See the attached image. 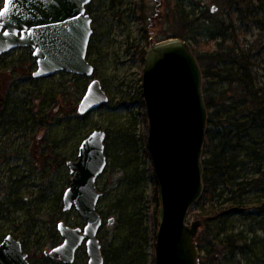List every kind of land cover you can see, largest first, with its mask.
I'll use <instances>...</instances> for the list:
<instances>
[{
	"label": "rangeland",
	"instance_id": "1",
	"mask_svg": "<svg viewBox=\"0 0 264 264\" xmlns=\"http://www.w3.org/2000/svg\"><path fill=\"white\" fill-rule=\"evenodd\" d=\"M4 3L5 0H0V10ZM231 4L229 0H98L92 4L89 11L95 34L88 58L96 67L95 76L101 80L110 100L87 119L79 118L78 112L69 115L67 111L75 102L77 89H83L84 85L86 89L91 79L67 72L34 78L29 70L34 72L37 62L28 48H17L0 57V242L11 234L31 249L33 264H62L45 259L44 252L56 245L53 235L62 242L57 229L60 221L73 224L82 220L79 215L80 219H74L62 210V196L71 178L66 161L77 159L81 142L94 130L105 131L108 138L115 137L123 128L128 129L130 123L136 127V136H141L147 146L143 52L147 53L151 40L182 39L191 46L196 58L209 57L205 65L214 63L211 55L221 48L244 50L251 59L256 88L264 93V0H235L229 9ZM183 10L199 11L203 20H187L182 16ZM215 21L224 22L225 35ZM203 83L205 87L209 83L213 95L228 89L216 77L204 79ZM4 96L6 101L1 107ZM231 96L232 92L226 94L224 101L229 102ZM76 103L78 106L79 101ZM138 153V165L131 166V171L139 167L140 176L146 177L144 181L130 185L125 172L110 159L98 180L104 193L99 211L106 220L115 218L112 226L107 221L104 223L99 237L102 245L108 247L114 233L116 243L130 234L125 217L121 222L115 210L117 200L125 197L131 210H141L144 221L136 242L148 254V264H154L157 184L150 153ZM239 160H244L238 167L241 176L262 179L254 185H248L251 181L245 180L243 190L237 185L233 187L235 199H242L243 213L229 214L226 204L223 214L202 194L190 208L186 223L209 218L199 231L202 233L208 226L215 235L204 237L206 244L208 240L218 242L232 233L241 234L242 241L237 246H245L244 251L236 249L232 253L219 244L206 245L219 264H264V216L260 215L264 207V163L261 172L253 174L256 164L251 157L243 155ZM225 196L231 197L232 193ZM221 229L224 231L218 235ZM74 264H88L85 246L78 251Z\"/></svg>",
	"mask_w": 264,
	"mask_h": 264
},
{
	"label": "water",
	"instance_id": "2",
	"mask_svg": "<svg viewBox=\"0 0 264 264\" xmlns=\"http://www.w3.org/2000/svg\"><path fill=\"white\" fill-rule=\"evenodd\" d=\"M95 0H5L0 10V57L28 48L36 59L33 77L67 72L91 79L77 106L85 116L110 100L95 66L88 59L93 19L87 6ZM143 96L148 119L147 146L157 184L159 208L154 264H200L196 238L203 220L187 224L190 208L204 192L203 148L208 110L201 66L191 46L178 38L151 40L145 57ZM107 133L94 130L67 160L71 178L62 196L63 212L75 210L84 221L74 226L60 221L62 242L45 256L74 264L86 247L88 264H104L99 238L105 219L99 211L104 195L99 178L109 164ZM109 226L115 218L106 220ZM0 264H30L22 242L7 235L0 243Z\"/></svg>",
	"mask_w": 264,
	"mask_h": 264
},
{
	"label": "trees",
	"instance_id": "3",
	"mask_svg": "<svg viewBox=\"0 0 264 264\" xmlns=\"http://www.w3.org/2000/svg\"><path fill=\"white\" fill-rule=\"evenodd\" d=\"M229 1L232 3L229 6V9H231L233 8V2L235 0ZM198 13L200 14L201 12L183 10L182 16L187 20L190 18L193 19V21L203 20L204 16L200 17ZM208 13L211 14V11ZM206 19H210V17L206 16ZM213 23H215L218 30H222V32H224L223 35H225L227 29L223 28L224 22L215 21ZM143 53L146 55V52ZM211 56L214 59V65L211 63L205 65V62H208L207 60L209 58L207 55L203 58L201 55L197 56V60L202 69L203 79L216 77L227 84L228 89L226 92H219L213 95L210 92L209 83L206 84V87L203 86L205 105L208 110L206 140L203 148L202 161L204 168L203 181L205 186L203 195L205 200L207 199L213 202L217 210H222L221 212L223 214L225 213L224 209H226V204L230 210L228 212L229 214L243 213V209L240 207L242 199H235L236 196L233 195V193L235 194L233 187L237 185L239 189L243 190V186L246 185L245 180L251 181L248 185L257 184L262 180H256L255 177L248 178L246 175L241 176L240 172H238L240 171L238 167L244 161L239 160V158L243 155H248L256 164V169L253 174L261 172V167L264 163V93L256 88V83L252 75L251 59L247 52L244 50L237 52L236 49L233 48H221L217 54ZM29 75H33V72L30 70ZM77 88L82 87L80 86ZM84 91L85 85L83 89H77L75 93V102L71 103L72 105L69 106V110L67 111L69 115H77L76 101H79ZM68 92L71 93V91ZM231 92L232 96L230 101H224L226 94ZM5 93L7 96V92ZM63 93L68 94L66 90H64ZM5 101L4 96L1 101V107H3ZM89 115L90 114L77 116L81 119H87ZM135 130L136 127L134 126L133 128V125L130 123L128 129L123 128L115 137H107L106 143V153L109 159L113 164H116L115 166L117 168L125 172L124 176L130 179V185H132V183H140L146 179L144 175L140 176L139 167L131 171V166H135L139 161L138 152L144 155H147L149 152L141 136H136ZM240 178L243 179V182H237V179ZM155 190V199L157 201V188H155ZM230 193H232L231 197L225 196ZM140 198H142V194ZM138 201L140 202L141 199ZM130 207L131 205L125 197L119 198L115 204V210L119 212L121 217L120 221L123 222L125 217L130 234L123 238L125 240L119 243H116L117 234H113V240L109 243V246H103V253L105 256L104 264H148V254L143 251L141 244H137L136 242L139 238V232L141 233L144 221L141 210H131ZM219 207H222V209ZM127 209L130 210L131 213H129ZM260 215L264 216V207ZM68 216L74 219H80L75 210L69 212ZM203 220V226H205L209 218L207 217ZM71 225L83 226L84 222L82 220H77L73 221ZM223 231L224 230L221 229L218 235L222 234ZM210 235L215 236L212 230L207 226L205 230L199 234L198 239H196L198 248L203 252V254L199 256L200 264H219V260L217 261L211 253L212 249L208 250L207 246L214 247L219 244L226 251H231L232 253H234L236 249H243L242 251L245 249V246H243V248L237 246V244L242 241L241 234L232 233L218 242L216 240H208V244H206L207 239L205 240L204 237ZM53 238L55 239V244H59V237L56 234L53 235Z\"/></svg>",
	"mask_w": 264,
	"mask_h": 264
},
{
	"label": "flooded vegetation",
	"instance_id": "4",
	"mask_svg": "<svg viewBox=\"0 0 264 264\" xmlns=\"http://www.w3.org/2000/svg\"><path fill=\"white\" fill-rule=\"evenodd\" d=\"M98 0H95V1H93L90 5H88L87 6V13L92 17V13L89 11L90 10V7L92 6V4H94L95 2H97ZM93 19V18H92ZM93 22H94V19H93ZM93 35H92V38H91V42H90V45H91V43H92V40H93V37H94V34H95V30H94V28H93ZM89 48H90V46H89ZM88 55H89V51H88ZM146 56V55H145ZM89 57V56H88ZM9 235V234H8ZM11 235V234H10ZM7 236V235H6ZM5 236V237H6ZM13 236V235H12ZM4 237V238H5ZM14 237V236H13ZM3 238V239H4ZM14 238H16V237H14ZM3 239H2V241H3ZM16 239H18V238H16ZM20 240V239H19ZM1 241V242H2ZM21 241V240H20ZM0 242V243H1ZM22 242V246H23V251L27 254V260L30 262V264H33V261H32V252H31V249L29 248V247H26V245H25V243L23 242V241H21ZM46 252V251H45ZM45 252H44V257H45V259H49V260H51L50 258H48V257H46L45 256ZM53 261V260H52ZM55 262H58V261H55ZM60 263V262H59Z\"/></svg>",
	"mask_w": 264,
	"mask_h": 264
},
{
	"label": "snow or ice",
	"instance_id": "5",
	"mask_svg": "<svg viewBox=\"0 0 264 264\" xmlns=\"http://www.w3.org/2000/svg\"><path fill=\"white\" fill-rule=\"evenodd\" d=\"M0 15H3V13H0Z\"/></svg>",
	"mask_w": 264,
	"mask_h": 264
}]
</instances>
